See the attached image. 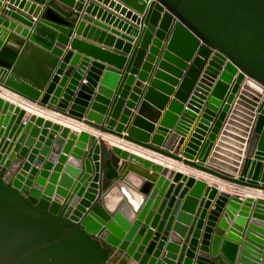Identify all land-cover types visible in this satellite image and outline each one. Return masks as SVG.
<instances>
[{
	"label": "water",
	"instance_id": "1",
	"mask_svg": "<svg viewBox=\"0 0 264 264\" xmlns=\"http://www.w3.org/2000/svg\"><path fill=\"white\" fill-rule=\"evenodd\" d=\"M11 1L40 16L0 15V264H264V198L219 185L264 190V0ZM82 9L114 48L60 61Z\"/></svg>",
	"mask_w": 264,
	"mask_h": 264
},
{
	"label": "crops",
	"instance_id": "2",
	"mask_svg": "<svg viewBox=\"0 0 264 264\" xmlns=\"http://www.w3.org/2000/svg\"><path fill=\"white\" fill-rule=\"evenodd\" d=\"M88 2V0L86 1V3ZM99 3H101V2H99ZM7 5H10L11 7H13L14 9H17V10H19V11H21V12H23L26 16H28V17H30V18H32V19H38L39 18V16H40V14H38V15H36L35 14V12H30L29 11V9H25V7L24 6H21L20 7V5L19 4H17V3H15V2H12L11 0H0V15H4L7 19H9L10 21H15L16 23H19V24H21L22 26H24V27H27L28 29H30V31L32 30V26H30V25H27V24H25L24 22H22L21 20H19V19H17V18H15V17H13L12 15H10V14H8V13H3L2 12V8L3 7H7L8 8V6ZM43 5V4H42ZM104 5V4H103ZM104 6H106V5H104ZM80 17L78 18V21L76 22V25L74 26V27H72V29H73V32L71 33V35L69 36V42L66 44V45H63V47H62V54H60V61H62L63 59H64V56H65V54H66V52L69 50V49H71V41H72V39L74 38V37H80V38H82V39H86V40H88V41H91V42H93V43H96V44H98V45H100V46H105V47H107V48H109V49H113L114 48V46H110V45H106V44H104L103 42H99V41H97V40H93L92 38H88L87 36H85V35H83V34H78L77 33V25H78V22H79V20H82L83 19V14H85V13H87L84 9H82L80 12ZM89 14H91L90 12H88ZM93 17H96V16H94L93 15ZM87 21H89V20H87ZM88 23H90V24H92L93 22H88ZM110 25H112V24H110ZM0 26L1 27H3V25H2V23H0ZM4 28L7 30H10L7 26H4ZM120 29V31H124V30H122L121 28H119ZM10 31H13V30H10ZM106 31L107 32H110V30L109 29H106ZM2 32V31H1ZM0 32V33H1ZM118 35V34H117ZM133 37H136V36H133ZM75 51H77V50H75ZM128 57H129V53H125ZM82 55H85L84 53L82 54ZM90 58H91V60H93V59H96V58H94L93 56H89ZM99 61H104V60H101L100 58H97ZM71 63V61H67L66 62V64L67 65H69ZM104 63L105 64H108L109 62H107V61H104ZM127 64V63H126ZM157 64H158V62H157V60H156V62L154 63V67L152 68V70H151V72H150V74H149V77H148V79L145 81V82H143V83H145V85H147L148 84V82H149V79L150 78H153L154 77V71H155V69L157 68ZM112 65H114V64H112ZM126 66V65H125ZM124 66V67H125ZM87 70H88V68H86V70H85V72H84V75H83V77H82V79L80 80L81 82H87V79L85 78L86 77V72H87ZM54 73H55V71H54ZM102 77V76H101ZM121 77V76H120ZM137 77H138V75L136 74L135 75V80L137 79ZM120 80H121V78L118 80V84H119V82H120ZM98 84L96 85V86H94V92L92 93V98H91V100H90V102L94 99V97H95V95H96V93L98 92V85L101 83V78L98 80V82H97ZM134 83H135V81L133 82V84H132V86L134 85ZM117 84V85H118ZM5 91H9V90H7L6 88H4L3 86H1L0 85V95L1 96H3L4 98H8L9 96L5 93ZM144 93H145V87H143V89H142V91L140 92V94H139V98H138V100H137V102H136V104H135V106L133 107V108H131V111H132V113H131V116H130V119H132V117L137 113V110H138V106H139V102H140V100L143 98V96H144ZM13 95H15V96H18L17 94H14V93H12ZM19 98H21L20 96H18ZM170 97H173V94H171V96ZM9 99H11V100H13V101H15L16 103H18L19 102V100H17V99H15V98H12V97H9ZM126 99H128V97L126 98ZM156 105V104H155ZM124 107H125V104H124ZM184 108H185V106H184ZM109 109V108H108ZM165 109H167L166 107H165ZM32 111H36L37 112V114H43L46 118H51L52 119V121H54V122H60L62 125H66V126H69L70 128H71V130H78V131H81V130H87L89 133H91V134H95V135H99V134H105V133H103V132H101L100 130H98V129H96V128H94L93 126H90V125H88V124H86V123H83L82 121H78V125H73V118H71V117H67V116H64V115H61V114H58V113H55V112H51V113H46L45 111H39V110H34V109H32ZM163 111H165V110H163ZM107 112H108V110H107ZM181 115V114H180ZM201 115V111H199V112H197V117L195 118V120L192 122V124H191V126L189 127V129H187V131H186V133H185V135H184V142L181 144L182 145V149L186 146V144H187V142L189 141V138L191 137V135H192V133H193V131H194V128L196 127V124H197V122H198V120H199V116ZM180 117V116H179ZM26 122V121H25ZM160 120H158L157 122H155V127H157V126H159L160 124ZM42 127V126H41ZM223 128H221V130H220V132H219V134H218V136L219 135H221V133H222V130ZM171 130V129H170ZM169 130V131H170ZM113 137H115V141H113V140H111V139H106V143H107V145L108 146H111L112 144H114V143H117V144H119V145H121L122 147H126L125 146V142H126V140L125 139H123V138H121V137H119V136H116V135H113V134H111ZM218 139V138H217ZM226 143H229L230 145H235V144H233V143H231V142H226ZM137 147H140L141 149H146L147 151H150L151 153H154L153 155H156V154H158L157 152H154V151H151V150H149V149H147V148H144L143 146H140V145H137ZM232 147H234V146H232ZM241 151H242V153H241V157H245V154H244V152H245V147H242L241 148ZM142 153V152H141ZM159 155H161V154H159ZM153 157V156H152ZM154 159L156 160V161H161L158 157L156 158V157H154ZM170 159V158H169ZM173 161H175L176 163H174L173 164V166H175V167H179V168H183L185 171H189V173H192V174H195L197 177H203V175H205V174H207L206 172H204V171H202V170H199V169H196V168H193V170H188V169H186V167H183V166H180L179 165V161H177V160H173ZM57 162V161H56ZM164 164H168V162H163ZM238 171L236 172V174L238 175ZM208 175H210V174H208ZM214 179H220V178H218V177H215L214 176ZM220 181H222L221 179H220ZM220 183H222V185H226V187L224 186V188L225 189H229V190H231L232 192H234V191H239V192H241L242 193V195L244 196V197H247V196H251V197H253L254 198V200H256V199H258L259 197H262V198H264V190H262V189H258V188H249V187H243V186H234V187H232L229 183H225L224 181L223 182H220ZM223 187V186H222ZM242 189V190H241Z\"/></svg>",
	"mask_w": 264,
	"mask_h": 264
},
{
	"label": "bare ground",
	"instance_id": "3",
	"mask_svg": "<svg viewBox=\"0 0 264 264\" xmlns=\"http://www.w3.org/2000/svg\"><path fill=\"white\" fill-rule=\"evenodd\" d=\"M34 110H39V111H42V112L45 111L46 113H50V112H48V111H46V110H44V109H41V108H40V109H36V108H34ZM219 185H220V188H224V186L226 187V185H225V184L222 185V183H220ZM222 186H223V187H222ZM224 189H225V188H224Z\"/></svg>",
	"mask_w": 264,
	"mask_h": 264
}]
</instances>
